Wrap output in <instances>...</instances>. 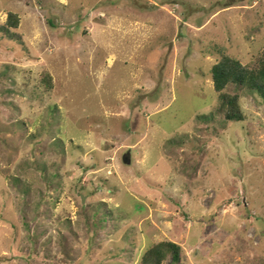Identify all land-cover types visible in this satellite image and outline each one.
Listing matches in <instances>:
<instances>
[{"label":"rangeland","instance_id":"rangeland-1","mask_svg":"<svg viewBox=\"0 0 264 264\" xmlns=\"http://www.w3.org/2000/svg\"><path fill=\"white\" fill-rule=\"evenodd\" d=\"M9 13L0 264H139L162 241L177 264H264V104L244 91L243 121H224L210 76L222 54L260 56L264 0H0Z\"/></svg>","mask_w":264,"mask_h":264},{"label":"trees","instance_id":"trees-1","mask_svg":"<svg viewBox=\"0 0 264 264\" xmlns=\"http://www.w3.org/2000/svg\"><path fill=\"white\" fill-rule=\"evenodd\" d=\"M19 19L17 14L9 13L5 23L0 25V33L11 39H19L13 30H17ZM211 81L218 95V105L214 111L224 121L242 122L244 117L240 109L239 99L242 92L256 94L264 104V50L253 65H243L239 60L222 54L219 61L210 70ZM40 82L51 91L53 80L44 71ZM181 248L171 241L153 244L141 257L139 264H163L170 259L172 264L180 261Z\"/></svg>","mask_w":264,"mask_h":264},{"label":"water","instance_id":"water-1","mask_svg":"<svg viewBox=\"0 0 264 264\" xmlns=\"http://www.w3.org/2000/svg\"><path fill=\"white\" fill-rule=\"evenodd\" d=\"M127 154H128V153H127ZM123 162H124L125 164H128V163H129L128 159H126V158H123Z\"/></svg>","mask_w":264,"mask_h":264}]
</instances>
